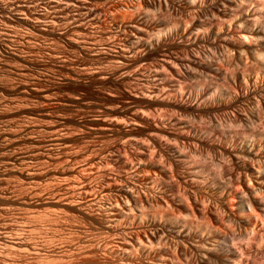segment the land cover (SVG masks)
Returning a JSON list of instances; mask_svg holds the SVG:
<instances>
[{
	"label": "bare ground",
	"instance_id": "obj_1",
	"mask_svg": "<svg viewBox=\"0 0 264 264\" xmlns=\"http://www.w3.org/2000/svg\"><path fill=\"white\" fill-rule=\"evenodd\" d=\"M0 8L82 52L92 46L93 63L74 61L98 96L65 94L55 78L17 64L20 53L0 52V264L47 255L30 223L8 211L101 196L112 197L97 208L105 264H264V0H0ZM58 59L44 65L77 75L72 58ZM66 109L91 131L69 130ZM89 239L77 246L83 255Z\"/></svg>",
	"mask_w": 264,
	"mask_h": 264
},
{
	"label": "rangeland",
	"instance_id": "obj_2",
	"mask_svg": "<svg viewBox=\"0 0 264 264\" xmlns=\"http://www.w3.org/2000/svg\"><path fill=\"white\" fill-rule=\"evenodd\" d=\"M3 10H5V11H3ZM3 10H1V8H0V31H2L3 33H5V34H3L2 32L0 33V36L2 37V35L4 36V39L3 40H1L2 38L0 37V40L2 41H0V52H2L3 53V51L5 50V51H9V52H11L12 50V52H14V53H16V54H19L20 56H18V57H22V59H24V60H20L19 59V61L17 60H14L15 62H18L17 64H22V62H23V64H26V65H28V66H30L31 68L33 67V73L35 74V76H36V74H37V76H40V75H42V76H40L41 77V79H42V77H44V78H48L49 79V77H53V78H50V80L52 79H54V80H57V81H54L53 80V82H58V84L60 85V87H63L62 89H63V93H65V94H78L79 93V91L81 92H86V93H88V95H89V97H90V100H96V98L98 97L97 96V90H96V86H94L93 84H90L89 82H86V84H81V82H82V79H83V75L81 74V75H79V71H78V64H76V62L75 61H77L78 62V59H79V61L81 62V61H85V60H88V62L91 60V56H93V54H94V50H92L93 49V47L92 46H90L89 48H92L91 50L89 49V48H87V49H85L86 50V53L87 52H89V53H85V50H83V52H82V50L80 51V48H76L77 46L76 45H74V44H71V43H73V42H71L70 40H66L65 38H63L62 36H59L58 34H57V36H55L56 34H55V32H50V34H48V32L47 31H40L39 29H38V27H35L34 25H33V23L32 22H21V23H19L18 21H16L17 22V24H16V22H15V20H14V12H12L11 13V11H8L7 9H3ZM7 10V11H6ZM3 11V12H2ZM4 13V15H2ZM6 13V14H5ZM7 13H9V15H7ZM9 18H8V17ZM11 16V17H10ZM13 18V19H12ZM4 19H7V21L5 20L4 21ZM12 24V26H11V24ZM15 22V23H14ZM8 23V24H7ZM7 24V25H6ZM23 24V25H22ZM8 25H10V26H8ZM60 26H62L61 24H60ZM32 27V28H31ZM46 27V26H45ZM57 27H59V24L57 25ZM63 27V26H62ZM61 27V28H62ZM11 29V30H10ZM31 29V30H30ZM57 30L56 31H60L61 29H60V27L59 28H56ZM58 29H60V30H58ZM8 32L9 34L10 33H12L11 35H9L8 36V34H7V36H6V32ZM11 31V32H10ZM38 32V33H37ZM45 32H47V34H45ZM15 36H14V35ZM17 34V35H16ZM32 34H34V35H32ZM39 34H41V35H39ZM30 35V36H29ZM39 35V36H38ZM43 35V36H42ZM46 35V36H45ZM52 36V37H51ZM59 36V37H58ZM23 37V38H22ZM25 37H27V38H29V39H25ZM62 37V38H61ZM8 40H7V39ZM10 38V39H9ZM87 38V37H86ZM17 39V40H16ZM20 39H21V41H20ZM37 39V40H36ZM51 39V40H50ZM54 39V40H53ZM88 39V38H87ZM59 40V41H58ZM69 41V42H68ZM12 42V43H11ZM35 42V43H34ZM38 42V43H37ZM58 42V43H57ZM71 42V43H70ZM7 43H8V45H7ZM63 43H64V45H63ZM23 44V45H22ZM18 45V46H17ZM50 45V46H49ZM13 46V47H12ZM61 46V47H60ZM27 47V48H26ZM43 47V48H42ZM72 47V48H71ZM2 48H6V49H2ZM23 48V49H22ZM95 48V47H94ZM16 49V50H15ZM21 49V50H20ZM54 49V50H53ZM77 49V50H76ZM52 52H51V51ZM4 51V52H5ZM55 52V54H54V52ZM61 51V52H60ZM77 51V52H76ZM91 51L93 52V54H91ZM26 52V53H25ZM49 53V54H48ZM51 53V54H50ZM22 54V55H21ZM48 54V55H47ZM52 54H54L55 56L54 57H52L51 55ZM71 54V55H70ZM63 55V56H62ZM70 55V56H69ZM23 56H24V58H23ZM35 56V57H34ZM62 56V57H61ZM75 56V57H74ZM78 56V57H77ZM85 56L86 57H88V59H86L85 58ZM36 57H37V59H36ZM66 57V58H65ZM26 58V59H25ZM39 58V59H38ZM45 58V59H44ZM59 58V59H58ZM65 59V61H63V59ZM73 59V60H71V62H72V64L76 67H74L72 64H69L70 65V67H73L74 69H76L77 71H78V73H77V75L79 76L78 78L76 77H74V76H77L76 74H70V75H67L68 73H67V69L66 68H64L63 70H60V68H55V67H53V66H45L44 64L46 63V61H48V60H50L49 62H51L52 61V59H58V60H62L63 61V63H70V61H68V60H70V59ZM83 60H82V59ZM28 59V60H27ZM68 59V60H67ZM74 59H76L75 61H74ZM36 60V61H35ZM32 61V62H31ZM42 61H44L43 63H41ZM92 61V60H91ZM90 61V62H91ZM29 62V63H28ZM37 62V63H36ZM40 62V63H39ZM74 62V63H73ZM95 62V61H94ZM99 62H101V61H99ZM37 64V65H35V64ZM92 63H93V61H92ZM98 63V62H97ZM43 64V65H42ZM40 65V66H39ZM72 65V66H71ZM42 69V70H41ZM54 69V70H53ZM59 69V70H58ZM48 70H50V71H48ZM44 71V72H43ZM52 71V72H51ZM60 71V72H59ZM66 71V72H65ZM38 72V73H37ZM47 72V73H46ZM63 72H65L66 73V75H64L63 74ZM55 73V74H54ZM39 74V75H38ZM44 74V75H43ZM52 74V75H51ZM57 74V75H56ZM59 74V75H58ZM64 75V76H62V75ZM46 76V77H45ZM66 76V77H65ZM80 76H82V78L80 77ZM68 77V78H67ZM43 78V79H44ZM76 80H75V79ZM62 79H65V80H67V81H65L64 83H63V81L64 80H62ZM77 79H80V81H78ZM51 80V81H52ZM59 80V81H58ZM60 80H62V81H60ZM76 82H75V81ZM69 81V82H68ZM72 81H73V83H72ZM60 82L63 84L62 86H61V84H60ZM80 82V83H79ZM66 83V84H65ZM88 83V84H87ZM65 85H67V86H65ZM71 85V86H70ZM84 85H85V88H84ZM88 85V86H87ZM91 86H92V88H91ZM78 87H80V88H78ZM81 87H83V88H81ZM98 88V87H97ZM74 89V90H73ZM87 89V90H86ZM95 89V90H94ZM79 90V91H78ZM65 91V92H64ZM72 91V92H71ZM93 91V92H92ZM71 92V93H70ZM93 93V94H91V93ZM94 92H96V94L94 93ZM86 93H85V95H86ZM71 94V95H72ZM73 94V95H74ZM91 96H93V97H91ZM86 97H88V96H86ZM89 97H88V99H89ZM96 97V98H95ZM92 98V99H91ZM98 99V98H97ZM107 100V99H106ZM106 100H104L105 102H107V103H109V101H106ZM67 110V109H66ZM64 110H62V112L61 113H66V114H64L65 116H66V118H67V123L68 122H71L70 123V126H71V124H72V122H73V120H75L74 119V117H76L78 114L76 113V112H72V111H69L68 112V110H67V112L65 111V112H63ZM75 114V115H72V116H69V114ZM79 113V112H78ZM82 114H80L79 116H81L82 115V118L81 119H83V118H88L89 116H88V114H90V115H92L91 113H89V112H86V114H85V112H81ZM67 114H68V116H67ZM84 115H86L85 117H84ZM74 116V117H73ZM78 116V120H81V119H79L80 117ZM72 117V118H71ZM69 118H71V119H69ZM73 119V120H72ZM77 119V118H76ZM70 120V121H69ZM72 120V121H71ZM75 123H78L77 122V120L76 121H74ZM74 122H73V124H74ZM73 124H72V126L70 127V126H68L70 129L69 130H71L72 132H75V133H79V131H81L82 129H83V131H85V130H90V126H87L88 128H85L84 126H86V125H83V126H81L79 123V125H77V126H79V127H77L76 128V125L75 126H73ZM68 125H69V123H68ZM81 127V128H80ZM83 127V128H82ZM78 128H79V130H78ZM73 129V130H72ZM85 129V130H84ZM76 130H77V132H76ZM91 131V130H90ZM93 136V135H92ZM94 136H95V134H94ZM124 136H121V140H123L124 138H123ZM117 138H119L120 139V136H118ZM123 138V139H122ZM93 139H96V137L95 138H93ZM98 139V138H97ZM101 140H103V138H100ZM100 139H98L99 141H100ZM101 142V141H100ZM80 142H78L77 144H79ZM104 142H102V144H103ZM78 147H76V149H77ZM79 149V148H78ZM46 183V182H45ZM44 183V184H45ZM49 184V183H48ZM48 184L46 183V185H44V186H46V187H49L50 186V184H49V186H48ZM50 189V188H49ZM101 198V199H100ZM108 198H112V197H106V196H101V197H99L97 200H95V201H93V202H79V203H73L72 205L70 204H66V205H58L57 203H54V202H47L45 205L44 204H41V205H44V206H42L41 208H39L38 210H30V209H33V208H35L34 206H27L26 208H22V209H18V208H14L13 210L11 209L10 211H12V212H10V211H8V213H7V215L8 214H10V215H8L7 217H11V218H13L14 220L16 219V221L18 222V223H20V221H21V226L22 227H27L28 226V223H30L29 224V226L27 227V228H31L32 227V231H30L31 233V235L34 237V235H35V238H34V243L35 244H38V245H36V246H38L39 248H41L42 246L43 247H46V248H43V249H49L48 251H49V254H48V251L47 250H45V252H47V255L46 254H44V257H43V255H40V256H36V254L34 253L33 254V252H31L30 254H27L28 256L26 257H23V259L24 258H26V259H24V260H22L21 261V259H20V261L21 262H19L18 260V262L19 263H23V264H45V262H46V264H59V263H62V264H65V262H59V256H63V255H65L66 254V256H64V257H61L60 259L61 260H65L64 258H69V254H71V251L72 250H74V251H72L73 253H72V256L70 255V258L71 259H73L74 258V256H76L77 257V260H76V257H75V260L76 261H74V263L73 264H105L104 263V261H106L107 260V257H109V255L110 254H108L107 255V257H106V255L105 254H107V253H109L108 252V250H107V248L106 247H104L103 245H102V243L105 241V238L107 237V235H105L106 233H104L103 231H102V225H101V220L99 219V211H100V209L102 208V206L103 205H105V204H107V202H109V200L107 201V199ZM99 199H100V201H99ZM105 202H104V201ZM81 203V204H80ZM88 203V204H87ZM53 204V205H52ZM79 204V205H78ZM101 204V205H100ZM41 205H39V206H37L36 207V209L38 208V207H40ZM57 205V206H56ZM98 205H100L99 207H101V208H99L98 207ZM47 206V207H46ZM50 206V208H48ZM53 206V207H52ZM54 206H55V208L57 207V210L54 208ZM59 206V207H58ZM62 206V207H61ZM29 207V208H28ZM33 207V208H32ZM43 207H45V208H43ZM52 207V208H51ZM47 208L48 209H51L50 210V212H49V210H47ZM63 208V210H61V209ZM97 208H98V210H97ZM26 209V210H25ZM43 209H45V210H43ZM53 209H55L56 210V214H53L52 215V213L53 212H55V210H53ZM59 209V210H58ZM25 210V211H24ZM53 210V211H52ZM29 211V212H28ZM36 213H35V212ZM59 211V212H58ZM62 211V212H61ZM64 211V212H63ZM68 211V212H67ZM16 212V213H15ZM22 212H24V213H22ZM27 212H28V214H27ZM32 212V213H31ZM58 212V213H57ZM98 212V213H97ZM14 213H15V215H14ZM50 213V214H49ZM64 215H63V214ZM12 214L14 215V216H12ZM17 214V215H16ZM33 214V215H32ZM36 214V215H35ZM43 214H44V216H43ZM46 214V215H45ZM58 214H60V215H58ZM67 214V215H66ZM73 215V218H72V215ZM23 215V216H22ZM25 215V216H24ZM31 216V218H30V216ZM51 215V216H50ZM63 215V216H62ZM15 216H17V217H15ZM19 216V217H18ZM52 216H53V218H52ZM56 216H58V217H56ZM23 218V219H21V218ZM29 217V218H28ZM33 217V218H32ZM98 217V218H97ZM25 218V219H24ZM34 218H36V220L34 219ZM66 218V219H65ZM27 219V220H26ZM34 219V220H33ZM62 219V220H61ZM20 220V221H19ZM25 220V222H23V221ZM39 220V221H38ZM49 220V221H48ZM59 220V221H58ZM38 221V222H37ZM58 222V223H56V222ZM61 221V222H60ZM27 222V223H26ZM31 222H33L32 224H31ZM34 222H35V224H34ZM36 222H37V225H39V226H37L36 225ZM24 223L25 224H27V226L26 225H24ZM56 223V224H55ZM59 223H61L62 225L60 226L59 225ZM30 225H35V226H37V227H33V226H30ZM54 225V226H53ZM56 225H59V226H56ZM231 225H233V226H231ZM55 226H56V228H55ZM227 226H228V228H229V226H230V228L231 229H233V227L235 228V225H234V223H232V222H228V224H227ZM41 227V228H40ZM35 228V229H34ZM49 228V229H48ZM54 229H55V231H54ZM60 229V230H59ZM62 229V230H61ZM31 230V229H30ZM35 230V231H34ZM41 230V231H40ZM53 230V231H52ZM234 230V229H233ZM36 232V233H35ZM55 234H54V233ZM101 232H103V233H101ZM250 232H251V230H250ZM62 233V234H61ZM43 234V235H42ZM59 234V235H58ZM44 235H46V236H44ZM54 235V236H53ZM95 235V236H94ZM97 235V236H96ZM101 235L103 236V235H105V236H103V238H104V241L101 239L102 237H101ZM41 236V237H40ZM42 236H44L43 238H42ZM70 236V237H69ZM73 236V237H72ZM79 236H80V238H82V240L84 239V240H86L87 241V238H90L89 239V241H91V240H93L94 238V242H89V243H91V247L93 246V243H98V244H96L97 246H98V248H97V246L95 247V244H94V246L91 248L92 249V251H91V249H89L90 248V246H88V253H90L88 256L87 255H83L82 253H81V249L83 248L82 246L80 247V249L78 250L77 248H79V247H77L78 246V244H79V246H80V244H82V240H80L79 239ZM82 236V237H81ZM99 236L101 237V238H99ZM76 237H78V239H76ZM94 237V238H93ZM39 238H41V239H39ZM50 238H52V239H50ZM59 238V239H58ZM86 238V239H85ZM98 238V239H97ZM42 239H45V240H42ZM48 239V240H47ZM55 239H58L57 241L55 240ZM237 239H240V237L239 238H235L234 239V242L235 243H237V242H239V240H237ZM39 242H38V241ZM51 240V241H50ZM54 240V241H53ZM70 240V241H69ZM237 240V241H236ZM37 241V242H36ZM43 241V242H42ZM67 241V242H66ZM69 241V242H68ZM75 241H78L77 243L75 242ZM102 243H101V242ZM241 241H243V240H241ZM46 242V243H45ZM51 242V243H50ZM57 242H59V243H57ZM75 242V243H74ZM80 242V243H79ZM244 242H246L245 240H244ZM49 243V244H48ZM69 243V244H68ZM100 243H101V246L102 247H99L100 246ZM40 244H41V247H40ZM43 244V245H42ZM68 246H67V245ZM70 244H73V245H71L70 246ZM104 244V243H103ZM66 245V246H65ZM47 246H48V248H47ZM50 246H52V247H50ZM74 247H75V249H74ZM69 248H71V249H69ZM73 248V249H72ZM94 248V249H93ZM53 250V251H52ZM77 250L79 251V252H77ZM55 251H60V254L58 253V252H55ZM64 251V252H63ZM97 251V252H96ZM106 251V252H105ZM63 252V254L61 255V253ZM76 252V253H75ZM75 253V254H74ZM77 253H79V255L81 256V254L83 255V256H85V257H83V256H79ZM81 253V254H80ZM33 254V255H32ZM57 254H59V255H57ZM93 254V255H92ZM95 254V255H94ZM54 255H56V256H54ZM68 255V256H67ZM34 258H33V257ZM47 256V257H46ZM49 256V257H48ZM88 257V258H87ZM17 258V257H16ZM69 258V259H70ZM83 258V259H82ZM37 259V260H36ZM43 262H41L40 260ZM45 261H44V260ZM51 259V260H50ZM70 259V260H71ZM103 259V260H102ZM104 259H106V260H104ZM33 260V261H32ZM68 260V259H67ZM67 260H65L66 262H69V261H67ZM74 260V259H73ZM72 260V261H73ZM23 261H25V262H23ZM39 263H38V262ZM50 261V262H49ZM57 261V262H56ZM103 261V262H102ZM33 262V263H32ZM56 262V263H55ZM59 262V263H58ZM78 262V263H77ZM70 263H72L71 261L69 262V264Z\"/></svg>",
	"mask_w": 264,
	"mask_h": 264
}]
</instances>
